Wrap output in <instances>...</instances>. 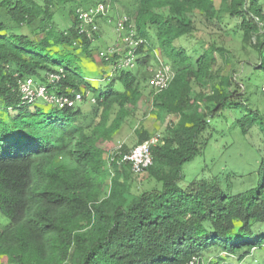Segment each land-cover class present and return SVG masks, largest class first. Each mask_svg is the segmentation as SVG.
<instances>
[{"label":"trees","instance_id":"trees-1","mask_svg":"<svg viewBox=\"0 0 264 264\" xmlns=\"http://www.w3.org/2000/svg\"><path fill=\"white\" fill-rule=\"evenodd\" d=\"M219 1L216 9L214 0H80L67 12L70 26L59 31L53 0H0V213L8 220L0 258L7 264H187L192 258L200 264L220 254L242 262L264 247V88L256 84L264 80V0ZM100 4H121L143 43L134 70L118 69L116 54L103 57L114 76L97 89L81 64L99 52L98 32L87 36L76 11ZM224 12L239 20L250 47L241 62L248 75L239 80L217 65L218 56L226 62L223 49L200 43V51L188 54L180 44L196 32L193 13L219 19ZM152 39L173 74L166 89L151 90L152 107L174 120L158 134L152 165L140 173L154 186L133 195L129 165L103 156L137 110L140 86L150 77ZM50 74L59 79L48 83ZM26 79L57 96L81 93L82 100L62 109L36 104L20 93ZM221 115L243 136L259 139L255 187L227 194L211 178L181 188L183 166L202 154L213 131L209 122ZM135 134L136 145L150 137L142 128Z\"/></svg>","mask_w":264,"mask_h":264},{"label":"rangeland","instance_id":"rangeland-1","mask_svg":"<svg viewBox=\"0 0 264 264\" xmlns=\"http://www.w3.org/2000/svg\"><path fill=\"white\" fill-rule=\"evenodd\" d=\"M79 1L69 0L60 3L59 0H53L54 6L51 8L53 13L52 24L56 30H64L70 26L71 19L67 12L70 6ZM214 4L218 9L220 1L214 0ZM105 10V15L98 20L99 31L96 34L98 36L95 43H93L94 46L98 47L99 52H93L92 60H82L81 64L83 77L90 81L93 88L97 89L103 88L114 76L113 66L105 65L102 61L103 56L100 53H104L107 59L116 54L121 57V60L124 48L127 47L128 49L126 36L129 29L117 31L115 28V22L126 16L125 9L121 4H114L113 6L105 4ZM190 18L196 32L193 34V38H186L180 42L188 54H193L196 50L200 51L198 47L200 43L203 45L213 43L216 47L225 51L226 62H223V59L217 55V65L222 67L224 72L230 73V71H233V78L236 80L247 76L245 69H242L243 63L241 62L248 58L250 47L242 41L238 32L239 20L229 18L225 12L222 13L219 19L210 16L205 17L198 13H193ZM129 25L133 27V22L129 21ZM20 32L28 33L26 29L20 30ZM150 45L153 48V57L150 58L147 72L151 77L152 73L158 68L159 62H163V59L155 39H152ZM136 66L135 63L134 68L131 70L136 69ZM257 79L256 84L262 90L264 80L260 77ZM147 82L140 86L141 99L136 107L137 110H134L125 123L123 122L121 128L113 135L111 142L106 143L105 155L103 156L105 161H107L106 156L118 146L125 145L128 149L135 146V132L140 128L146 130L150 137L158 136V134H162L165 126L171 120H174L171 116L166 115L164 112H157L152 107V92ZM113 87L116 90H121L118 83H115ZM193 89L195 92L199 90L196 86ZM35 102L36 104H44L39 100ZM227 117L234 118V113L227 114ZM227 117L221 115V117L214 118L209 122L213 128L209 143L201 155L183 166L182 179L179 184L181 188L186 187L193 181L200 182L211 178L217 179L221 189L227 194L244 192L255 187L256 181L259 179L257 174L260 158L257 153L260 147L259 139L254 133L243 136ZM154 184V181L146 179L144 174H132L131 192L133 195H138L141 192L150 190ZM108 186L109 179L107 178L104 193L108 191ZM7 224L8 220L0 213V231ZM210 257L209 259H202L200 264H264V247L251 251L249 256L243 259L242 262H239L238 256L220 254L216 258L215 255ZM0 264H7L5 257L0 258Z\"/></svg>","mask_w":264,"mask_h":264},{"label":"built area","instance_id":"built-area-1","mask_svg":"<svg viewBox=\"0 0 264 264\" xmlns=\"http://www.w3.org/2000/svg\"><path fill=\"white\" fill-rule=\"evenodd\" d=\"M105 12V6L102 4L89 7L86 10L76 11L77 20L81 23L82 29L86 31L87 36L98 32V20L105 15ZM115 28L117 31H123L126 30V28L129 29V33L126 36L128 49L127 47L124 48L123 58L121 60L119 59L117 68L131 70L136 63L135 51L137 47L143 43V40L135 38L134 29L129 25L126 16L115 22ZM100 55L105 57L104 53H100ZM105 59L107 60V57H105ZM172 75L169 67L160 63L148 80V86L155 93H158L168 87ZM58 79V75L50 74L47 77V82L53 83ZM20 93L26 100L31 101L40 99L47 105L56 106L58 109L74 107L82 100L81 93H73L74 96L71 98L67 96H57L53 92H50L45 85H36L32 79H26L20 84ZM91 101L93 102V100ZM158 142L159 137L153 136L129 148L126 152L120 151L122 146L120 145L108 154V160L116 161L118 164H128L133 174H140L143 170L152 165L150 148L155 146ZM197 262V259L192 258L187 264H197Z\"/></svg>","mask_w":264,"mask_h":264},{"label":"crops","instance_id":"crops-1","mask_svg":"<svg viewBox=\"0 0 264 264\" xmlns=\"http://www.w3.org/2000/svg\"><path fill=\"white\" fill-rule=\"evenodd\" d=\"M108 156V155H107Z\"/></svg>","mask_w":264,"mask_h":264}]
</instances>
